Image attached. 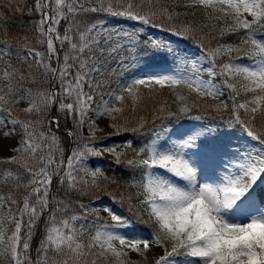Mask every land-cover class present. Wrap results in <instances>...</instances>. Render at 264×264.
<instances>
[{"label": "snow or ice", "instance_id": "snow-or-ice-1", "mask_svg": "<svg viewBox=\"0 0 264 264\" xmlns=\"http://www.w3.org/2000/svg\"><path fill=\"white\" fill-rule=\"evenodd\" d=\"M197 5L212 8L217 14V19L226 22L227 27L221 30L220 36L243 30L245 35L241 38L242 45L251 47L253 59L256 53L261 57L256 60L254 69L241 66L231 58L228 63L218 65L216 56L220 49L209 51L203 42L198 45L210 62V66L205 70L210 81L217 76L224 77V86L229 89L234 106L233 119L242 124L246 134L256 141L261 151L248 154L247 159L241 162L234 161L233 165L239 169L238 174L226 175L223 183L198 185L196 170L183 156V148L190 146L195 137L179 142L171 151H161L158 147L159 134H157V139L152 140L146 149H140V152H146L147 158L126 161L128 166L139 165L144 170L139 185L140 205L152 224L151 236L149 238L125 236L117 231L127 226L125 219L116 215L112 209L105 208L104 210L111 214L113 225L106 227L103 232L97 231L90 242L84 245L79 242L83 228L78 230L72 224V221L77 220L76 216H72L71 220L61 221L60 227L55 226L57 221L53 216L48 222L51 227L46 239L41 241L37 250L38 256L42 258L37 259L36 264H97L98 258L106 257L109 253L116 259L117 264H132L126 259L127 252L124 249L146 257L152 245L163 249V255L156 258L154 264H173V258L179 255L191 258L190 261L193 264H264V215H253L246 223L230 222L225 215L252 189L260 177L264 176V135L257 133L249 123L257 117L264 119V110H262L264 106V42L256 38L257 30L264 26V0H189L186 6ZM34 7L39 14L37 27L43 38L41 43H46L48 60L56 58L59 61L57 42L60 49H63L65 44L70 47L68 51H65L63 64L58 68H51L50 63H45L44 54L30 47L26 49L25 60L34 57L37 65L43 66L45 72L50 73L60 84L58 91L38 94V101L33 99V93L30 90L25 92L20 87L21 81L25 78L17 76V69L11 68L10 65L0 68V112L4 113L0 116V136L5 140H11L20 135L14 148V152L18 155L0 161V164L24 167L30 177L29 183L34 185L32 191L24 197L23 208L19 209L18 216L9 208L11 218L8 222L14 224L11 235H7L6 230L0 225V255H7L12 264H32L29 256V238L37 217L48 210V196L53 177H59L60 183L63 185L67 182L69 187H74L77 183L86 184L87 182L76 179L79 170L83 169L86 173L91 172L93 183H95V178L103 175L102 170L89 169L86 157L101 156L102 151L114 154L116 152L115 147L98 150L86 144L83 151L79 148L73 151L66 164L63 159L54 158L51 148H49L50 154L44 156L41 142H47L45 133H38L36 124L31 120H18L16 118L18 113L13 105L27 98L30 106L23 112L26 115L38 113L42 117L50 112L52 106H56L57 115L48 120L50 129L53 126L59 129L60 113H63L65 119L73 118L78 124L83 123L87 110L94 103V97L99 94L98 90L106 84V80H101L99 77L104 76L108 71L109 61L119 56L121 58L117 62L123 64L125 57L122 53L127 51L135 56L134 50L140 44L135 32L128 33L115 28L107 30L103 27V22L91 25L80 34L78 43L73 42L70 35L73 31L71 24L65 29L63 35L58 31L61 20L67 21L70 15L75 16L80 12L104 11L113 17H122L150 28L159 27L161 31L164 30V25L158 24L154 19L156 13L151 10L149 13L144 12L137 0H124L123 4L116 0L115 5L112 0H108L107 3L99 0L98 7H86L81 0H35ZM166 11L163 9L160 15L163 16ZM248 16L252 19H247ZM168 19H172L170 14ZM173 35L192 38L193 32L189 29L183 32L177 29ZM147 43L153 48L162 47L160 42L148 41ZM220 47L229 50L233 48L231 45ZM235 50L239 51L238 48ZM10 51L9 46L5 44L4 48H0V59L9 56ZM231 76H242L247 81L243 85V91L252 93L251 99L237 102L236 98L240 96L241 90L228 82ZM182 81L198 94L223 95L222 91L216 90L214 84L199 79L198 76L187 80L176 73L144 76L126 85L118 86L121 94L108 93L109 97L120 106L116 107L105 101V110L100 115L110 116L113 121H116L118 116L114 114L123 113V102L126 96H132L135 105V90L138 86L151 90L155 86L179 85ZM85 84L89 89L87 92L84 91ZM101 99H103L102 95ZM241 110L248 120L241 121ZM180 111L184 113L188 109L183 107ZM175 116V113L160 109L161 120ZM18 126L22 134L17 133ZM114 126L119 127L115 124ZM89 127L90 131L95 130L94 123H90ZM143 127L141 122L140 127L132 128L131 131L139 132ZM162 127L167 131L166 126L162 125ZM67 135L74 137L75 133L69 130ZM47 136L53 143L55 142L56 138L51 131L47 133ZM90 139L95 140L96 137L93 135ZM128 144L131 145V141H128ZM25 161L31 162L25 163ZM121 162L117 154L116 163ZM62 169L66 170L62 172ZM157 169L188 182L189 188L184 189L170 182L161 176ZM5 175L11 177L12 173L7 172ZM3 200L4 198L0 197V204ZM12 203H15L14 199ZM81 207L85 206L81 205ZM22 231L25 232L24 235ZM114 241L119 242V249L113 243ZM50 251L53 256L48 255Z\"/></svg>", "mask_w": 264, "mask_h": 264}, {"label": "trees", "instance_id": "trees-1", "mask_svg": "<svg viewBox=\"0 0 264 264\" xmlns=\"http://www.w3.org/2000/svg\"><path fill=\"white\" fill-rule=\"evenodd\" d=\"M81 2L86 7L99 6V0H81ZM104 2L107 3L108 0H104ZM112 2L115 5L116 0H112ZM119 3L123 4L124 0H119ZM137 3L144 12L149 13L150 10L155 12V21L158 24H163V31L168 34L173 35L177 29H180L181 32L185 29L192 30V38L175 35L186 45L201 50L198 45L203 42L209 51L220 49L217 51L216 56L218 65L228 63L230 58L244 61L252 58L251 47L241 43V38L245 35L243 30L238 33H228L220 36L221 30L226 29L227 24L224 20L217 19V14L214 13L212 8H205L200 5L186 6L189 0H137ZM17 9L20 10L18 11ZM163 9L167 11L161 16L160 13ZM35 13L31 12L30 4L27 3V0H0V48H4L5 44H7L11 49L9 56L0 59V68L10 65L11 68L17 69V76L25 78L21 81L20 87L25 92L30 90L33 96L36 95L37 89H40L39 91L43 93L51 92V77L41 70V65H37L34 62L35 58L25 60L27 56L26 49L29 47L44 54V59L46 58V54L43 51L45 48H42L43 45L40 44L42 38L38 37L30 26L31 19L36 16ZM169 14L172 16L171 20L168 19ZM105 15L109 14L104 11H89L87 13L80 12L75 16L70 15L69 20H64L67 27L63 28L62 32L70 24L73 29L79 26L88 27L91 24H97ZM155 28L160 30L159 27ZM261 31H264V26L257 30V39L262 35L263 32ZM62 32L60 33L63 34ZM67 45L65 44L64 48L60 49L61 53L67 51ZM221 45H231L233 48L229 50L221 48ZM237 48L239 51L235 50ZM223 79L224 77L222 76H217L216 79L217 83L223 85V95L219 96H211L207 93L198 94L194 89H189L187 84L183 82L172 87L170 85L155 86L151 90L144 86H138L135 90V105L133 104L132 96H126L123 102V113L114 114L118 116L116 121H113L110 117V122L113 125H119V127L113 126L115 128V131L112 132L113 134L103 138L104 141H110L114 146L119 147L118 155L122 162L118 164L116 159L112 160L106 156H97L96 159H92L91 161L96 162L94 169L99 168L103 173V175L95 178V183H93L92 176L84 178L80 172H78L76 179L77 181H85L87 182L86 184L77 183L74 187H69L67 182L62 185L58 179L50 188L48 210L44 211L42 216L36 219L33 227L34 238L31 245L35 247L40 237L41 240L46 239L51 227L48 222L53 216L57 221L56 225L72 216L85 217L88 221L94 220V217L90 215L88 206L101 199L109 201L114 208L119 210L133 230L151 235L152 224L147 213L143 211L140 205L141 188L139 185L144 175V170L139 165L128 166L126 161L147 158L146 152H140V149H146L147 145L152 142L154 135L164 130L162 125L166 126V128L174 129L178 125L199 120L217 129H224L227 124H230L229 126L234 130L244 132L242 124L233 119L234 106L229 95V89L224 86ZM228 82L231 83L230 80ZM128 83L130 82H125L123 79L118 82L112 80L109 86L104 89V98L106 97L110 104L119 107L120 104L107 94L110 92L116 95L121 94L118 86ZM244 84L241 81L235 83V86L241 90L240 96L236 98L238 103L252 98V93L243 91ZM183 107H187L188 111L182 113L180 109ZM14 108L18 113L16 117L18 120H31L34 124L40 126L41 129L53 132L57 138L59 148L63 149L65 155L86 144L95 145L98 143L96 139L91 140L90 137H87L82 132L81 123L78 124L76 119L73 118L65 119L63 113H60L59 129L57 130L54 126L50 129L48 115L50 114V118L57 115L56 106H53V110L50 109V112L51 110L52 112H49L44 117L38 113L26 115L18 108ZM160 109H166L175 113L176 116L161 120L159 118ZM262 110H264V106H262ZM240 117L241 121L248 120L243 110L240 111ZM141 122L144 125L141 131H131L132 128L140 127ZM249 123L257 133L264 135V119L257 117L254 121H249ZM69 130L75 133L74 137L67 135ZM128 141H131V145L128 144ZM9 157L11 156L8 153L3 152L0 154V161L7 160ZM17 166L14 164H0L1 190H7L8 185L11 184L10 181H12L9 180L5 173L14 172ZM256 196L260 208L264 210V190L258 188ZM81 205L85 207L82 208ZM58 208L60 211H56ZM25 220H27V216H25ZM48 255L53 256V253L50 251ZM180 256L182 255L176 257L179 258ZM36 261L34 262L36 263ZM115 263L116 259L111 254L107 255L105 260L102 258L97 259V264Z\"/></svg>", "mask_w": 264, "mask_h": 264}, {"label": "rangeland", "instance_id": "rangeland-1", "mask_svg": "<svg viewBox=\"0 0 264 264\" xmlns=\"http://www.w3.org/2000/svg\"><path fill=\"white\" fill-rule=\"evenodd\" d=\"M27 3L30 4L31 12H36L34 7L35 0H27ZM66 11L67 10L65 9V12ZM35 15V18L31 19L30 21V26L35 34L38 37H41L39 29L37 27L39 23V14L36 12ZM247 19L251 20L252 17L248 16ZM102 22L103 27L107 30H112L115 28L121 29L128 33L135 32L136 39L140 41L138 48L134 50L135 56L129 54L127 51L122 53V56L125 57L123 64H119L117 62L121 58L119 56L109 61L108 71L104 76L99 77V79L101 80H106V84L104 87L98 90L99 94L94 97V103L92 104L90 110H87L84 122L81 123L82 132L87 137H91L93 135L96 137V142L98 143H96L95 145H91L95 149L103 150L106 148L115 147V154L108 151H102L101 155L115 160L116 155L119 154V147L114 146L112 143H110V141L107 142L103 140V138L112 135V132L115 131V128L113 127V123L110 122V116L100 115V113L104 112L105 110V101H107V98H104V89L109 86V83L112 80L118 82L121 79H123L125 82H131L136 78L144 76L162 75L169 73H176L178 76H183L185 80L190 79L194 76H198L199 79H203L204 81L208 82L210 81V77L205 70L210 66V62L205 58L204 54L198 48L188 46L175 35L168 34L159 29L150 28L148 26L142 25L137 21L127 20L122 17H113L111 15H105L97 24H101ZM91 25H89L88 27H91ZM65 27H67V25L62 19L58 31L62 32V29ZM88 27L79 26L78 28H74L70 33V35H72L73 42L78 43L80 34L83 33ZM261 32L263 33L258 40L264 42V31ZM148 41L160 42L162 47L153 48L149 43H147ZM40 44L43 45L42 48H45L43 50L46 54V58L44 59L45 63H50L51 68H58L63 64L64 52H60V45L58 42L57 48L59 61H57L56 58H52L49 61L46 43ZM69 47L70 46L67 45V51L69 50ZM260 58V55L256 53L255 59L251 58L245 61H234L241 66H248L250 69H254L256 60ZM34 62L36 63V60ZM40 68L41 70H43V72H45L43 66H41ZM46 74L51 77V91H58L60 86L59 81L52 77L50 73ZM216 79L217 77L210 82L215 85L216 90L223 92V85H221V83H217ZM229 80L233 85H235V83L238 81H241L242 83L247 82L244 81L242 76H231ZM56 86H58V88H56ZM39 90L40 89L36 90V95L33 96L34 100L38 101V94L43 93ZM84 91H89L87 84L84 85ZM101 95L103 96V99H101ZM29 106V100L27 98L20 100L19 103L14 104V107L18 108L21 111L28 108ZM3 115L4 113L0 112V116ZM48 118L51 119L50 114L48 115ZM90 123H94V131H90ZM229 125L230 124H227L226 128L224 129H217L214 126L208 125L199 120H194V122L191 123L178 125L177 127H174V129L167 128V131H159L154 135L153 140L157 139V134H159V149L161 151H171L179 142L185 141L190 137H195L190 146H186L183 148L184 159H186L192 167L196 168L198 185H219L224 182V177L226 175L238 174L239 169L233 165L234 161L241 162L247 159L248 154H256L261 151V148L256 143V141L252 140V138L249 137L245 131H236ZM36 127L38 133H45V139L47 141L46 143L41 142L44 149L42 155H49V148H51V154H54V158H56L57 160L63 159L66 164L72 152H69L68 155H65L63 153V149L59 148L57 138L53 132L52 134L56 138L54 143L51 138L47 136L48 132L45 129H41L38 125H36ZM17 133L22 134V130L19 126L17 127ZM19 139L20 135H17L16 138L11 140H5L4 138H2V136H0V154L5 152L10 156L18 155L16 152H14V148L16 147ZM84 146L79 147V150L83 151ZM96 158L97 156L86 157L87 167L89 169H94L96 167V162L91 161L92 159ZM30 162L31 161H25V163ZM64 170L66 169H62V172ZM156 171L161 176L167 178L170 182L176 184L177 186L184 189L189 188L188 182L183 181L165 172L164 170L157 169ZM79 172L84 178H88L91 176L90 171L86 173L83 169H80ZM29 179L30 177L28 176L24 167L18 165L17 168H15L14 172H12V176L9 177V180L12 181H10L11 184L8 185L7 190L0 189V197L4 198L3 203L0 204V225H2L6 230L7 235H11L12 231L14 230V224L8 222L11 218L9 215V208H11L12 212L17 216L19 215V209L23 208L24 197L28 195L34 187V185L29 183ZM58 179L59 177H53L51 187ZM258 188L264 190V176H261L260 179L253 185L252 189H250V191L244 197H242L241 200L238 201L232 209L228 210L225 213L226 218L230 222L246 223L253 215H264V210L260 208L258 200H256V192ZM12 199L15 200V203H12ZM105 208L112 209V211L116 215L121 216L125 219V223L127 224V226L117 229V231L121 232L125 236L129 238H149L151 236L147 233H141L133 230L131 225L126 221L124 215L119 210L114 208L109 201L101 199L91 203L88 206L90 215L94 217V220L88 221V219H85V217L80 218L76 216L77 220L72 221V224L76 229L79 230L83 228V233L81 234L79 242L87 245L90 242L91 238L96 235L97 231L103 232L106 227L113 225L114 222L111 219V214L105 211ZM64 220H71V218ZM56 227H60V224L56 225ZM33 231L34 230L32 229L31 236L29 238V256L32 260V264H36L34 261L40 259L37 250L39 249L42 240L41 237L38 238L37 245L35 247L32 246L31 242L34 238ZM24 234L25 232H22V235ZM113 243L118 249L120 248L118 241H114ZM124 251L127 252V260L131 261L132 264H154L155 259L160 255H163V249L156 245L151 246L150 250L146 253V257H141L138 253L127 249H124ZM102 259L105 260L106 257H103ZM190 259L191 258L187 256L184 257V255L180 256L179 258L174 257L173 264H193ZM0 264H12V262L7 255H0ZM115 264H117V261Z\"/></svg>", "mask_w": 264, "mask_h": 264}, {"label": "bare ground", "instance_id": "bare-ground-1", "mask_svg": "<svg viewBox=\"0 0 264 264\" xmlns=\"http://www.w3.org/2000/svg\"><path fill=\"white\" fill-rule=\"evenodd\" d=\"M195 170H196V168L195 167H193Z\"/></svg>", "mask_w": 264, "mask_h": 264}]
</instances>
